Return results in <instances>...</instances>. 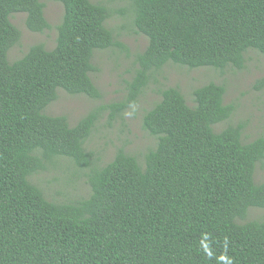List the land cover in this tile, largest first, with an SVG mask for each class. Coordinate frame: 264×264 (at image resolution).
<instances>
[{
  "label": "trees",
  "instance_id": "obj_1",
  "mask_svg": "<svg viewBox=\"0 0 264 264\" xmlns=\"http://www.w3.org/2000/svg\"><path fill=\"white\" fill-rule=\"evenodd\" d=\"M55 1L64 15L54 49L33 45L11 63L22 39L14 14L34 33L51 25L41 0H0V264H264V219L247 220L264 210L255 177L264 137L244 142V123L215 130L237 110L225 85L194 89L192 105L178 88L162 90L143 116L157 141L144 165L120 148L101 167L86 147L101 112L122 115L165 66L225 71L243 69L249 51L264 57V0H130L148 46L127 98L75 126L48 107L60 90L100 98L95 54L122 44L106 4ZM58 158L88 170V198L50 201L31 180Z\"/></svg>",
  "mask_w": 264,
  "mask_h": 264
},
{
  "label": "rangeland",
  "instance_id": "obj_2",
  "mask_svg": "<svg viewBox=\"0 0 264 264\" xmlns=\"http://www.w3.org/2000/svg\"><path fill=\"white\" fill-rule=\"evenodd\" d=\"M41 1L46 6L45 14L51 28L44 33H34L26 27L25 14H14L11 21L21 31L22 39L9 52L11 63L21 59L33 45L43 44L48 50L56 46L57 28L63 19L64 8L55 0ZM91 1L106 4L111 9L112 17L107 27L113 31L116 42L122 47L115 46L95 54L93 64L97 71L92 73V78L100 91V98L74 96L60 90L57 101L48 107L49 115L66 116L71 126L90 112L127 98L128 83L138 69L137 57L148 46V38L138 34L134 27L130 0ZM245 58L243 69L228 68L225 71L211 68L190 70L174 64L165 66L154 73L137 103L122 115L112 119L110 111L101 112L87 142V150L95 154L96 162L101 167L110 163L120 148L137 156L140 164L144 165L145 154L155 149L157 141L144 131L143 116L161 100L160 92L171 87L178 88L192 105L194 89L211 82L225 85V103L237 106L231 119L215 126V130L219 132L229 125L244 123V142L264 137V88H257V82L264 78V57L249 51ZM87 174L88 170L77 168L66 158H58L48 165L46 171L31 180L50 201L70 202L88 198L91 194ZM255 177L258 183L264 181V162L258 164ZM254 219H264V210H250L247 220Z\"/></svg>",
  "mask_w": 264,
  "mask_h": 264
}]
</instances>
